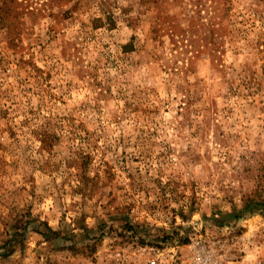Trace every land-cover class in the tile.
Instances as JSON below:
<instances>
[{"label":"rangeland","instance_id":"rangeland-1","mask_svg":"<svg viewBox=\"0 0 264 264\" xmlns=\"http://www.w3.org/2000/svg\"><path fill=\"white\" fill-rule=\"evenodd\" d=\"M264 264V0H0V264Z\"/></svg>","mask_w":264,"mask_h":264},{"label":"built area","instance_id":"built-area-1","mask_svg":"<svg viewBox=\"0 0 264 264\" xmlns=\"http://www.w3.org/2000/svg\"><path fill=\"white\" fill-rule=\"evenodd\" d=\"M150 263L151 264H156V261L155 260H152Z\"/></svg>","mask_w":264,"mask_h":264}]
</instances>
